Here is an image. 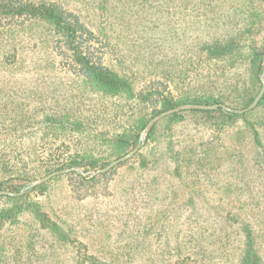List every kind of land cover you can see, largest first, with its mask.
I'll return each mask as SVG.
<instances>
[{"label": "rangeland", "instance_id": "obj_1", "mask_svg": "<svg viewBox=\"0 0 264 264\" xmlns=\"http://www.w3.org/2000/svg\"><path fill=\"white\" fill-rule=\"evenodd\" d=\"M60 1L94 30L105 61L131 74L138 87L181 71L189 50L202 39L243 28L225 0ZM251 40L264 53V23ZM71 77L41 25L0 29V112L12 117L16 105L25 110L41 102L54 105L74 88ZM229 82H235L228 85L233 94L248 86L245 67L227 71L219 88ZM92 104L88 95L77 112L89 113ZM246 113L222 125L186 113L171 134L158 124L139 154L106 176L84 184L66 177L50 181L31 198L68 238L58 241L25 213L22 223L0 231L6 245L0 264H172L184 256L204 264H233L242 224L252 229L264 260V102ZM16 123L15 118L0 122V132ZM115 126L116 121H108L105 129ZM12 138L0 133V142L11 145ZM30 167L35 176L24 185L55 171L43 173L35 163ZM77 191L86 197L77 198Z\"/></svg>", "mask_w": 264, "mask_h": 264}, {"label": "trees", "instance_id": "obj_2", "mask_svg": "<svg viewBox=\"0 0 264 264\" xmlns=\"http://www.w3.org/2000/svg\"><path fill=\"white\" fill-rule=\"evenodd\" d=\"M225 1L229 13L241 21L243 28L238 33L202 39L189 50L188 65L181 71H168L163 79H151L138 87L131 74L118 72L114 65L105 61L106 50L99 45L97 34L60 0H0V29H11L26 22L41 25L52 42L54 55L72 74L74 87L64 96L66 98L54 105L41 102L38 106L32 105L30 110L16 105L12 117L9 112H0L1 123L12 118L17 122L0 132L13 137L11 145L0 142V189L18 192L35 176L30 163H35L43 173L71 166H81L84 171L102 168L112 158L124 155L134 147L140 131L154 115L179 104L238 103L241 108L249 105L261 85L263 49L253 46L250 41L264 23V2ZM237 66L245 67L248 86L244 84L242 91L236 94L228 88L235 82L219 88L227 71ZM88 95L93 103L89 113L77 112V107ZM107 102L115 108L109 109ZM262 102L264 94L257 106ZM186 113L200 114L210 121L221 122V125L231 124L247 115L246 112L238 114L219 109L175 112L154 124L144 146L157 131L158 124L164 123L162 129L171 134L172 126L184 121ZM108 121L112 124L116 121L113 131L105 129ZM252 136L259 143L257 131H252ZM138 154L137 151L135 155ZM109 171L90 177L71 171L54 176L30 192L1 195L0 231L22 223L23 215L29 213L35 225L65 242L68 233L31 198V194L42 193L50 181L62 177L84 184L106 176ZM86 195L77 191L76 197L81 199ZM239 234L240 251L233 264H264L250 226L242 224ZM5 246L0 240V258L5 254ZM172 264H204V261L200 263L196 258L184 256L176 258Z\"/></svg>", "mask_w": 264, "mask_h": 264}, {"label": "water", "instance_id": "obj_3", "mask_svg": "<svg viewBox=\"0 0 264 264\" xmlns=\"http://www.w3.org/2000/svg\"><path fill=\"white\" fill-rule=\"evenodd\" d=\"M259 78L261 80V88H260L259 92L257 93V95L255 96V98L253 99V101L251 102V104L245 108H231V107H228L226 104H223V103H213V104L183 103V104H179L177 106H174V107L169 108L167 110L161 111V112L157 113L156 115H154L147 122V124L144 126V128L140 131L139 137H138V140H137L135 146L130 151H128L126 154H124V155L112 160L111 162H109L103 168H100V169L95 170V171H84L82 168H80L78 166L63 167V169H61V170H55V171H53V172H51V173H49V174H47L41 178H37L35 180L28 182L21 189H19L18 192H14L12 190H0V196L1 195L15 196V195L24 194V193L28 192L29 190H31V188L37 184L46 182L58 174H63V173L71 172V171L80 173L82 175H95L97 173L107 172L111 168H113L114 166L118 165L119 163L124 162V161L128 160L129 158H131L141 148V146H143V144L145 143V140L147 138V134H148L149 130L154 126V124L156 122H158L160 119H162L163 117L168 116L170 114H173L175 112H181V111H185V110H218L219 109V110H222L224 112H233V113L240 114V113L249 111V110H251L257 106L259 100L261 99V97L264 94V53L262 56V71H261Z\"/></svg>", "mask_w": 264, "mask_h": 264}]
</instances>
